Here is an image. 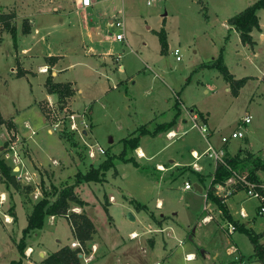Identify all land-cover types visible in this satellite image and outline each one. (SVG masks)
I'll use <instances>...</instances> for the list:
<instances>
[{
    "label": "rangeland",
    "instance_id": "obj_1",
    "mask_svg": "<svg viewBox=\"0 0 264 264\" xmlns=\"http://www.w3.org/2000/svg\"><path fill=\"white\" fill-rule=\"evenodd\" d=\"M146 1L102 0L93 8L84 9L75 8L72 1L0 0V11L15 9L18 15L35 23L33 25L38 30L31 35H22V16L19 15L16 46L11 33H3L0 41L1 113L4 118L12 119L18 137L27 138L33 155L45 166L38 184L41 191L53 193L54 187L59 189L61 185L72 183L78 170L83 172L90 164L97 166L107 157H112L113 165L100 180L83 181L75 186L76 193L89 201L88 212L94 218L96 238L115 244L118 239L111 238L114 231L118 238L126 240L127 231L135 229L139 236L126 241L136 243L137 256L143 264H155V261L158 264H228L229 258L236 255L240 256L239 264H262L251 255L253 244L247 233L238 229L230 234L226 232L221 225L223 214L218 211L216 203L211 201L210 204L213 218L202 222L203 208L209 201L206 191L210 187L214 193L217 191L216 185L211 184L215 165L201 157L197 163L202 169L195 170L192 168L195 160L191 157L192 150L201 153L209 143L215 149L224 148V159L237 151L242 157L264 158V83L261 80L264 40L256 34L257 43L244 45L238 33L226 24L230 16L255 0H157L149 5ZM108 16L123 18L124 28L105 29ZM163 20L167 47L161 51L155 31L160 29ZM261 21L264 25V12L261 13ZM96 24H100V30L95 28ZM87 33H90V39ZM117 33H123L124 38L117 40ZM91 45L99 52L111 51L117 56L116 60L114 57L113 61L107 59L105 62L106 68L112 71L111 75H93L102 59L95 61V57L84 54V48ZM24 48L28 49L27 54L22 53ZM174 48L179 49V61L173 54ZM17 50L21 59L24 56L23 64L31 67L34 75L17 77L11 72ZM47 53L65 55L64 67L69 69L59 73L57 80L77 81L80 91L73 103V96L58 102L56 95L45 88L46 73L39 72L38 65L44 62ZM218 58L236 78L253 75L237 96L232 95L220 71L208 65ZM121 78L123 83L118 84ZM177 102L179 109L174 107ZM50 103L52 105H48ZM197 110L208 118L209 127L204 136L194 125L195 122L201 124L192 114ZM177 111L173 135L167 136L172 132L168 131L140 137L139 146L146 157L138 155V147L134 150L127 148V156H133L138 166L117 159L124 147V139L135 128L146 124L152 130L154 121L169 122ZM71 113L85 116L86 124L80 126L81 131L63 128L49 133V126L43 118L50 122L55 116ZM245 114L251 115V121L244 127V138L223 144L221 136H228L236 129ZM31 130H34L32 136ZM6 134V128L1 127L2 146H6L3 141ZM97 145L104 153L98 151L91 158L88 150ZM16 150L19 152L20 147ZM5 153L6 150L2 152L1 149L2 157L13 167L12 152H9L10 158H6ZM28 168L32 170L33 166ZM50 168H54L55 177ZM13 171L15 179L24 183L23 177L19 179L17 176L18 171ZM19 173L23 174L24 168ZM185 180L192 183L191 188L183 186ZM195 182L201 185V190L194 187ZM31 188L32 184H19L17 190L33 199ZM0 189H3L1 183ZM219 192L225 193V190ZM111 194L116 199L108 203ZM226 197L227 201H223L227 202L231 215L237 217L234 212L237 206L231 208L228 203L235 204L234 201L244 199L243 190L238 189ZM157 200L160 202L158 207ZM241 203L248 207L254 201L246 198ZM71 205V209L76 210L78 205L74 202ZM16 206L17 220L14 223L4 225L0 218V241L3 245L0 261L8 264L12 259L21 258L16 264H29L25 257H21L15 243L7 239L8 245L4 246L2 242L8 234L6 228L13 227L12 235L18 237L27 223L26 208ZM131 209L136 213L134 220L128 216ZM262 223L263 219L257 216L253 229L259 230ZM43 226V239L51 242L56 238L65 240L71 235L63 217H58L56 225L47 222ZM148 228H151L150 232ZM27 235L25 240L29 242ZM147 235L154 236L152 244ZM31 236L37 239L33 233ZM230 244L238 250L228 254ZM142 247L145 248L144 253ZM188 251H193L194 256L187 257ZM217 252L219 254L215 255ZM80 259L84 264L82 256Z\"/></svg>",
    "mask_w": 264,
    "mask_h": 264
},
{
    "label": "trees",
    "instance_id": "obj_2",
    "mask_svg": "<svg viewBox=\"0 0 264 264\" xmlns=\"http://www.w3.org/2000/svg\"><path fill=\"white\" fill-rule=\"evenodd\" d=\"M260 9H264V0H255L250 5L246 6L241 11L235 13L227 19V24L230 29H234L239 36L242 44H248L252 46L254 44L251 32L260 28L259 19L257 12ZM16 12L14 10L0 11V41L2 40V33L4 31H9L14 40V45H16V29L14 25V20L16 19ZM30 31L29 21L23 19L22 22V32L28 33ZM158 36L160 50L163 51L167 47L166 31L163 25L158 31H155ZM54 58V57H50ZM209 66L216 67L222 74L224 80L229 85V90L233 96H237L241 87L245 84L249 77L235 78L233 74L228 70L227 66L221 63L218 59H215ZM25 71L21 68H17L16 76L24 75ZM262 82L264 83V73L262 76ZM44 85L49 93L55 94L57 101L61 102L66 97H70L74 94V90L71 88L69 83L55 82L51 79V75H47L45 78ZM175 106L178 107L176 103ZM200 117H203V113L198 111ZM178 115V111L175 113L174 117L169 122L158 123L155 127L150 130L145 124L137 128L129 137L124 139V147L120 153L116 156L124 162H132L134 165L138 166V163L133 156H127V148L131 150L136 149L139 146V139L142 135L150 133L155 135L160 132H165L169 130ZM6 124L8 128H11V121L5 120L0 112V126ZM68 139L67 136H63ZM72 145V143H71ZM226 164L229 168L218 164L214 168L212 173L211 184L216 185L218 183L224 182L232 171L238 173H244L249 178H257V172L259 170H264V158L260 157H242L237 151L235 155L228 156L225 158ZM113 165L112 157H107L97 166L89 165L85 171L81 172L78 170L75 175V179L72 183H67L61 185L59 189L54 187L53 193L49 191L42 190V196L35 200L32 207L27 215V223L22 229V237L17 241L16 246L21 254H23L26 247L24 238L30 232L42 228L46 218L49 215H63L67 218L70 227L72 229L73 236L77 241H79L81 247L70 246L69 244H64L57 250L50 251L44 258L45 264H81L80 252H87L89 250V241L92 239L93 234L96 232L94 222L89 217V215L84 211H76L71 209V202L76 205H84L86 201L82 199L75 191V186L83 181L89 180H100L103 173ZM0 178L8 185L10 183L16 185L15 174L13 172V167L10 166L2 157L0 151ZM54 195L53 197H50ZM207 198L216 203L218 207L222 210L224 215L228 219H233L227 204L223 201V197L215 194L212 187L208 188L206 191ZM242 230L249 236L253 243V254L256 258L264 264V243L259 241V237L263 235V232H256L253 228L247 227L245 223H238L236 230ZM20 259H12L8 264L19 263Z\"/></svg>",
    "mask_w": 264,
    "mask_h": 264
},
{
    "label": "crops",
    "instance_id": "obj_3",
    "mask_svg": "<svg viewBox=\"0 0 264 264\" xmlns=\"http://www.w3.org/2000/svg\"><path fill=\"white\" fill-rule=\"evenodd\" d=\"M62 1H72L73 3H75L74 4L75 8L83 7V6L80 5L79 0H62ZM99 1H102V0H96V1H94L92 3V5H90L88 7H83V8L84 9L85 8H87V9L88 8H93ZM4 10H8V9L4 7ZM11 10H14L16 12L15 9H11ZM54 11H57V9L54 8ZM263 12H264V9H260L257 12L260 28L258 30L254 29L251 32V35H252L253 40H254L255 43H257L256 38H255L256 34H258V36H259V38L261 40H264V25H263V23L261 21V13H263ZM16 15H17L16 19L14 20L13 23L15 25L16 38H17V34L18 33H17V24H16V22L19 20V18H20L19 15L20 14L18 15V13L16 12ZM20 16H22V15H20ZM112 18H113V16L106 17V21H105L106 27H105V29L112 30V28H114V27L110 26ZM20 19H22V21H21V34L22 35H31L33 33L38 32L37 28H35V26L33 25L35 23L30 22V20L26 16H22ZM23 19H27L29 21L30 31L28 33H23L22 32ZM226 24H227V21H226ZM162 25L164 27V20L162 21ZM227 26H229V25L227 24ZM95 28L97 30H100L101 29L100 24H96ZM3 33H2V37H3ZM87 34H88L87 38L90 39L91 38L90 33H87ZM166 38H167V33H166ZM244 45H246V44H244ZM110 52L111 51H109V52H99L96 49H94L93 45L88 46L87 48H84V54L86 56L89 55V56L95 57V61H99L101 59L102 60L104 59V62H102V60H101L100 63L93 70V75H96V77H100V76L105 77V76L111 75L112 71L109 70V68H106V63L105 62H106L107 59H108V61H113L114 57H115V60H116L117 56H114ZM22 53L27 54L28 53V49L27 48L22 49ZM256 54L257 53L255 52L254 55H256ZM50 57H54V58H50ZM23 58H24V56H22V59ZM64 58H65V55L62 54V53H57V54L47 53V55H45V57H44V62H42V63H40L38 65V69L40 70L39 72L46 73L45 78L47 77V75H49L47 73V71H50V74L52 76V80L53 81L60 82V83H69L71 85V88L74 90V94L72 95L73 97H72V101H71V103H73V101L75 100V98L77 96V93H79V91H80L78 86L76 85L77 81H75L73 79H64V80H59L58 79L57 80V77H58L59 73L60 74L61 73H65L69 69V67H64V62H63L65 60ZM109 58H111V60ZM22 59L20 58V56L18 54V50H17L16 53H15V66H11V72L16 75L17 68L19 67V68H21V69H23L25 71L24 75H22V76H26L27 74H33L34 75L35 72L32 70L31 67L25 66L23 64L24 61ZM177 61H179V60H177ZM122 69H123V67L120 66V71H122ZM263 73H264V71H263ZM263 73L261 74V79H262ZM233 76H234V74H233ZM17 77H21V76H17ZM242 77H253V75H245V76H242ZM45 78H44V82H45ZM119 81H121V82H118V84L123 83V78L119 79ZM248 81H249V79H247V81L245 82V85L247 84ZM112 87H114V85H112ZM180 102H181V100H180ZM177 104H178V102H177ZM174 107H175V109H179V107H177L175 105H174ZM41 108H42V106H41ZM192 109L194 110V108H192ZM198 111L199 110H197V111L192 113L193 116L196 117L195 120H198L197 121L198 123H201V124L204 123L207 127H209V125L207 123V120H208L207 115L204 112L200 111V112L203 113L204 118L200 117L199 114H198ZM0 112H1V110H0ZM1 115H2V113H1ZM157 116H159V115H157ZM2 117L4 118L3 115H2ZM155 118H156V116H155ZM4 119L11 121V128H9V130H8L6 124H2L0 126V128L1 127H5L6 130H7V134H6L7 136L3 139V141L6 142L5 144H6L7 147L5 145L2 146V144H1L0 145V151H1V149H2V152H4V150H6V153L8 155H9V152L13 153L14 150L16 151V153L19 156L20 162H18L15 165L13 163H11V164L13 165V170L18 171L17 172V176L21 175L23 177L24 181H25L24 183H19V181L17 179L16 180V185L12 184V183H10L8 185H5V183L0 182L1 185L3 186V189H0V194L2 193V195H4V197H5L4 201L2 203H0V218H2V221L4 222V225H6L5 223H11V222L14 223L17 220V208L18 207L16 206V204L21 205L23 208L24 207L26 208V218H27V215H28V213H29V211H30V209L32 207L33 202L35 200H37L39 197L42 196V191L40 189L41 185H38V184H39L40 180H42L41 176H43V175H41V172L44 173L45 166H43L38 161L36 156L33 155V152L31 151V147L27 144V138H25V137L19 138L18 137V130H17L14 122L12 121V119H10V118H4ZM43 121H44V118H43ZM158 123H160V122L154 121L152 124L156 125ZM26 125L31 128V125L28 122H26ZM136 129L137 128H135V130ZM32 131H34V130H31V133H30L31 136L34 135L32 133ZM168 131L175 132L172 127L169 130L165 131V132H168ZM171 134H173V133H171ZM10 137H12V142L11 143L6 141ZM60 137L64 139V137L62 135H60ZM9 144L10 145H12V144L14 145V150L13 151L8 149ZM18 147H20V151L19 152H17V150H16V148H18ZM137 149H138L139 153L141 152L142 155H144V156H140L141 158L142 157H146L145 153L142 151L140 146H138ZM53 162L56 163V160L53 159ZM158 165H163V164H159L158 163ZM176 165H178V163ZM28 166H33V168H31L32 170H29ZM21 168H24V173L23 174L19 173ZM50 169L53 170L54 177H55L56 173L54 171V168H50ZM14 174H15V172H14ZM28 175H30L31 177L27 178L26 176H28ZM0 181H1V178H0ZM19 184H22V185H24V184L25 185L32 184V188H31V191H30V193L31 192L32 193L30 195H32L33 199L27 198L25 196V194H23V193H21L20 191L17 190V189H19ZM15 187H18V188L16 189ZM111 195L113 196V198L112 199H108L109 200L108 203H111V202L115 201V199H116V197L113 194H111ZM227 198L228 197L225 198V201H227ZM84 200L87 201L88 203L86 202V204H84L82 206L78 205L76 207V210H78V211L79 210H85L86 213L89 215V217L94 222V218L88 212L89 201L86 200V199H84ZM158 200L160 201V199H158ZM158 200L156 201V207L160 206V202ZM242 201H244V199H242L240 201H237V200L234 201L235 204H232V203H228V204L230 205L231 208L235 207V206L239 207L240 205H243L241 203ZM108 203L106 204V209H108ZM7 204H9L8 205L9 207H6ZM226 204H227V202H226ZM251 205L246 207V208L251 210ZM134 209L137 210L136 208H134ZM129 212L133 215V217H134L133 220H134L136 218V213L133 211V209H131ZM4 214L10 215L12 217V220L11 221L4 220ZM250 214L252 215L253 213L250 211ZM58 217H63L66 220L67 225L70 228L71 235L67 236L65 240L56 238L54 240V242H51V241H49L47 239H43V232H45L44 231V226L42 228H39V229H36V230L30 232L27 235L30 238L29 242H27L25 240L26 236L23 237L24 241L26 243V247L24 249V253L21 256L22 258L25 257L27 259V261L29 262V264H45L43 260H44L45 256L50 251L57 250L59 247H61L64 244L71 245V242L76 240L75 237L73 236L70 224H69V222H68V220H67V218L65 216H63V215H49L46 218L45 224L48 222L49 225H54V224L56 225ZM109 217H110V215H109ZM256 218L257 217H252L249 221H247L246 226L247 227L249 226V227L253 228L252 224L256 220ZM94 225H95V222H94ZM95 228H96V225H95ZM157 229H160V228H157ZM12 230H13V227L10 228V229L6 228V231H7L8 234L5 235V239H4V241H2L4 246L8 245V243H7L8 240H11L16 245L17 241L22 237V233L18 237L13 236L12 232H11ZM150 230H151V228L147 229L148 232H150ZM96 231H97V228H96ZM131 231H136V230L135 229H131V230L127 231L128 239H126V240H131L132 238H136V237L139 236V232L136 231L138 233V235H136L135 237H130L129 233ZM254 231L263 232L264 231V222L262 223V226L260 227L259 230H254ZM32 233L35 235L34 237H37V239L34 240L32 238V236H31ZM117 235H118V233L116 231H114L112 233V237L111 238H115L116 240L118 239V241L115 242V244H112L110 242V240L106 241V240H101V239L96 238V232H95L93 234L92 239L89 241L90 242L89 243V250L87 251V253L88 254L90 253L91 256H90V258L87 261H84V264H143L142 261L140 259H138V256H137L138 253H137V249H136V245H135L136 243L130 244L126 240H123L122 238L120 239V237L118 238ZM146 237L147 238L148 237L151 238L149 240L151 244L154 242V236L153 235H147ZM2 246L3 245H2V243L0 241V251L2 249ZM4 248H6V247H4ZM141 249L143 250V253H144L145 248L142 247ZM35 252L37 253V256H33V253H35ZM187 253L189 254V257H193L194 256V252L193 251H188V252H186V254ZM218 254H219V252H217L215 255H218ZM251 255L254 256L255 259H257L256 256L253 254V247H252ZM17 259H20V261H21V258H17ZM156 262H158V261H155L154 263L156 264ZM239 262H240V256L236 255V256H232L231 258H229V263L228 264H239ZM0 264H6V262L0 261Z\"/></svg>",
    "mask_w": 264,
    "mask_h": 264
},
{
    "label": "built area",
    "instance_id": "obj_4",
    "mask_svg": "<svg viewBox=\"0 0 264 264\" xmlns=\"http://www.w3.org/2000/svg\"><path fill=\"white\" fill-rule=\"evenodd\" d=\"M94 1H96V0H79V3L83 7H88V6L92 5V3ZM155 1H157V0H147L146 3L149 5ZM110 26L123 29L124 28L123 18H117V16H113L112 21L110 23ZM115 38L117 40H122L124 38V35H123V33H117V34H115ZM173 54L175 55L176 60H180L178 48H174ZM48 105H52V103H50ZM84 118H85V116L83 114L71 113V114H68L66 116L65 115L64 116H55V117H53V119L50 122L47 121L46 118H44V122L47 123V125L49 126V128H48L49 132H52L55 130L59 131L63 128H67V130H69V131H77L78 132V131H81V129H82L80 126H83L86 124V121ZM195 118L196 117L194 116V119ZM250 121H251V115L245 114L242 117V119H241V121H240V123L236 129H234L228 136L227 135L221 136V142L223 144H228V142L233 140V139L244 138V136H245L244 127ZM195 123H194V125L196 127H198L200 134L202 136H204L206 134L207 126L204 123H202L200 125H197ZM32 133H34V131H32ZM171 133L174 134V132H169L167 134V136L173 135ZM6 141L11 143L12 137L8 138ZM92 148H90V150H88V155L91 158L95 157L96 152H98V151L101 153H104V150L99 145L92 147ZM9 150H12V151L14 150L13 144L12 145L9 144ZM137 151H138V149H137ZM138 155H139V153H138ZM224 155H225L224 148L215 149L211 144L208 143V146L201 153H199L197 150L191 151V156L195 160V162H193V164H192V168H194L195 170H199V171L202 169V166L197 163V161L201 157H204V158H207V159L213 161L215 168L218 164L223 165L226 168H229V166L225 162ZM5 157L10 158L7 153L5 154ZM11 160H12V163L14 165L17 164L18 162H20L19 156L15 150L12 153ZM18 177L20 178L21 175H18ZM26 177L30 178L31 176L28 175ZM183 186L185 188H191L192 183L188 180H185ZM216 187H217V191L215 194H218L220 196L223 195L224 196V197L222 196L223 200H225L227 194H230L232 192H236L238 189H241V190H243V192L245 194L244 199L252 198L254 201V204L252 205V208H251L253 211L252 215L250 214L251 210L247 209L244 205H240L239 207L235 208L234 212L237 214V217H233V219H228L224 215L222 210L220 208H218V211L220 212V214L221 213L223 214V222L221 223V225L225 228V230L228 234H230L236 230V226L238 223L242 222V223H245V225H246L247 221H249L252 217L259 216L263 219V222H264V170H259L257 172V178H253V179L249 178L244 173H238L236 171H232L231 174L227 178H225L224 182L216 184ZM219 190H223V191L225 190V193L220 194ZM112 198H113V196L109 197V199H112ZM206 198H207V195H206ZM4 199H5V197L1 193L0 194V203H2L4 201ZM207 199H209V198H207ZM212 202L210 199H209V201L205 202V205L203 208L205 210V214L201 217L202 222H208L213 218L212 208L210 207V204ZM4 220L11 221L12 217L8 214H4ZM136 235H138V233L136 231H131L129 233L130 237H135ZM261 236H263V239H259V241L264 243V231H263V235H261ZM78 245L81 247L79 241L75 240V241L71 242L70 246L74 247V246H78ZM237 249L238 248L235 245L230 244V246H228V248H227V253L231 254V253L237 251ZM80 254L85 261H87L91 256L90 253L88 254L87 252H84V251L80 252ZM186 256L189 257V254H187ZM156 264H158V262H156Z\"/></svg>",
    "mask_w": 264,
    "mask_h": 264
},
{
    "label": "water",
    "instance_id": "obj_5",
    "mask_svg": "<svg viewBox=\"0 0 264 264\" xmlns=\"http://www.w3.org/2000/svg\"><path fill=\"white\" fill-rule=\"evenodd\" d=\"M194 187H195L196 189H198V190H201V189H202L201 185H200L199 183H197V182L194 183ZM128 216H129L131 219L134 218L133 215H132L130 212L128 213ZM191 236H192V234H189V237H191ZM201 253H204V250H203V249H201ZM79 255H81V254L79 253Z\"/></svg>",
    "mask_w": 264,
    "mask_h": 264
},
{
    "label": "bare ground",
    "instance_id": "obj_6",
    "mask_svg": "<svg viewBox=\"0 0 264 264\" xmlns=\"http://www.w3.org/2000/svg\"><path fill=\"white\" fill-rule=\"evenodd\" d=\"M138 153H139V152H138ZM139 155H140V156H144V155H142V153H141V152L139 153Z\"/></svg>",
    "mask_w": 264,
    "mask_h": 264
}]
</instances>
